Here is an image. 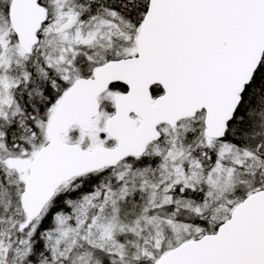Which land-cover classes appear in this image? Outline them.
I'll use <instances>...</instances> for the list:
<instances>
[{
	"label": "snow or ice",
	"instance_id": "6c2138e0",
	"mask_svg": "<svg viewBox=\"0 0 264 264\" xmlns=\"http://www.w3.org/2000/svg\"><path fill=\"white\" fill-rule=\"evenodd\" d=\"M0 264H264V0H0Z\"/></svg>",
	"mask_w": 264,
	"mask_h": 264
}]
</instances>
